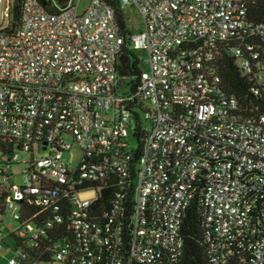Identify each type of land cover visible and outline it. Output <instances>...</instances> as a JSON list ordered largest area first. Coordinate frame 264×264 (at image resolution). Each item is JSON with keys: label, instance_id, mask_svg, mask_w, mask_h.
Segmentation results:
<instances>
[{"label": "built area", "instance_id": "obj_1", "mask_svg": "<svg viewBox=\"0 0 264 264\" xmlns=\"http://www.w3.org/2000/svg\"><path fill=\"white\" fill-rule=\"evenodd\" d=\"M121 1L143 17L140 32L128 26L148 66L134 90L120 74L126 37L107 0L55 11L21 0L19 25L0 31V150L13 149L0 151V181L12 186L5 214L18 223L9 242L0 232V264L28 256L11 233L37 245L65 217L73 243L57 242L53 260L36 264H177L192 204L210 264H264V114H244L214 64L232 40L264 89V18H251L253 0ZM74 147L71 165L63 154ZM17 149L31 155L22 184L9 170ZM24 201L52 218L23 219Z\"/></svg>", "mask_w": 264, "mask_h": 264}, {"label": "trees", "instance_id": "obj_2", "mask_svg": "<svg viewBox=\"0 0 264 264\" xmlns=\"http://www.w3.org/2000/svg\"><path fill=\"white\" fill-rule=\"evenodd\" d=\"M51 11L59 8V3H52L48 0H42ZM114 7L118 24L122 30L123 35L126 37L124 44V51L129 54L130 60L128 62V72L135 77L131 80L133 86L132 90L139 82V74L141 72L140 60L136 58L132 51L129 49L128 35L130 30L128 28V18L125 12V7L121 0H107ZM12 9V19L7 26L0 24V31L12 32L19 25L21 19V0H14ZM250 16L255 21L264 18V0H253L250 4ZM256 41L262 46L261 56L264 60V43L259 39ZM233 46V41L228 40L221 44L219 52L215 57V66L221 76L222 85L224 89L234 95L239 104L242 112L247 115L264 114V89L259 85L250 73L244 72L238 60L231 54L230 47ZM122 70V67L120 66ZM254 87L259 88V93H255ZM4 145V144H3ZM0 151L12 154V147H2ZM11 184L0 181V214L5 215V204L7 198L11 193ZM23 219H28L31 222L38 224V221L44 222L48 218H52L50 210H43L42 207L36 206L28 201L23 202L22 209ZM22 219V220H23ZM207 229L203 225L201 207L192 204L186 211V215L182 225V234L184 237V250L183 254L178 260L177 264H210L208 262L206 247H207ZM12 237L11 246L15 249L24 248L28 256L19 260V264H36L40 262H47L53 260L54 244L73 243L71 237V230L68 227L66 217L61 222H56L54 226L43 235H41L35 242L37 245H32L29 237H19L15 233L9 235ZM66 238V239H65ZM9 245V244H8Z\"/></svg>", "mask_w": 264, "mask_h": 264}, {"label": "rangeland", "instance_id": "obj_3", "mask_svg": "<svg viewBox=\"0 0 264 264\" xmlns=\"http://www.w3.org/2000/svg\"><path fill=\"white\" fill-rule=\"evenodd\" d=\"M14 0H0V24L3 26H7L10 20L12 19V5ZM77 3L79 10L83 9L87 4L88 0H75ZM125 12L128 18V26L133 32H140L143 29V17L141 16L139 9L135 6L128 5L125 7ZM129 49L132 51L133 55L140 60V68L147 69V61H146V52L142 49H134L131 45H129ZM135 76L133 74H128L123 80L126 83H129ZM122 79V78H121ZM129 90V84L122 86L121 91ZM131 142L133 145L138 144V140L135 136L131 134L130 136ZM16 158L14 159L13 164L10 166L9 170L13 178V182L16 184H22L24 181V169L29 165L25 162V160L29 161L31 155L26 150H16ZM80 156V150L76 147L71 151H66L63 154L64 160L74 165ZM3 221H0V232L3 231L5 240L7 242L10 241V238L7 237V228L12 226L13 228L18 227V223L13 221L11 214L6 213L1 217ZM6 248V247H4ZM6 250V249H5ZM3 249V251H5ZM5 262V261H3Z\"/></svg>", "mask_w": 264, "mask_h": 264}, {"label": "water", "instance_id": "obj_4", "mask_svg": "<svg viewBox=\"0 0 264 264\" xmlns=\"http://www.w3.org/2000/svg\"><path fill=\"white\" fill-rule=\"evenodd\" d=\"M60 5H66L70 0H56ZM130 56L128 53L124 52L120 56V63L122 70L120 71L121 75H128V62H129Z\"/></svg>", "mask_w": 264, "mask_h": 264}, {"label": "crops", "instance_id": "obj_5", "mask_svg": "<svg viewBox=\"0 0 264 264\" xmlns=\"http://www.w3.org/2000/svg\"><path fill=\"white\" fill-rule=\"evenodd\" d=\"M5 250V249H4ZM1 253H8L7 250L3 251V249L0 251Z\"/></svg>", "mask_w": 264, "mask_h": 264}]
</instances>
